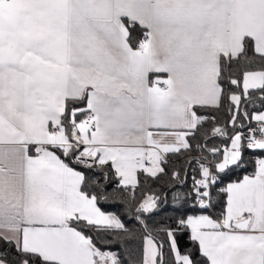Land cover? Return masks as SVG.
I'll use <instances>...</instances> for the list:
<instances>
[{"label":"snow or ice","instance_id":"1","mask_svg":"<svg viewBox=\"0 0 264 264\" xmlns=\"http://www.w3.org/2000/svg\"><path fill=\"white\" fill-rule=\"evenodd\" d=\"M248 50L264 64V0H0V264H122L87 232L128 230L82 190L87 177L73 165L105 179L114 170L134 201L137 171L164 173L168 154L216 124L198 109L227 97L233 133H211L230 146L207 149L211 161L196 157L200 178L174 195L210 208L217 173L243 168L245 150L264 152V111H245L257 125L236 128L242 98L257 90L264 100V67L242 81L231 70L241 57L253 62ZM254 164L218 189L225 202L215 218L179 216L161 229L171 264H264V156ZM160 200L145 193L136 219ZM182 229L194 246L184 253ZM163 249L145 235L141 264H167Z\"/></svg>","mask_w":264,"mask_h":264},{"label":"trees","instance_id":"2","mask_svg":"<svg viewBox=\"0 0 264 264\" xmlns=\"http://www.w3.org/2000/svg\"><path fill=\"white\" fill-rule=\"evenodd\" d=\"M247 56L253 59L252 63H245L243 57L236 60L231 65V70L235 73L236 77L241 79L243 71H255L264 67L261 64L259 57L255 56L251 50H248ZM233 90L235 88L233 87ZM252 99L242 98L240 119L237 121V130L243 131L249 125L256 126L253 120L245 119L244 112L253 113L257 111H264V100L261 99V93L257 90H250ZM201 115H209L216 117V124L205 122L198 130L190 136L189 143L191 148L189 150L182 149L180 153L168 154L166 159L167 164L163 165L165 168L164 173H159L157 177H150L143 171L137 172L138 186L134 190L135 200L130 201L126 199L127 192L119 184V178L115 175L114 170L105 168L104 172L108 173L107 179L104 178L102 172L98 169H85L82 166L73 165L76 170L85 173L87 177L86 183L82 184V190L89 195L95 194L98 197L97 206L104 213H111L118 217L124 224L128 232L123 230H108L100 231L97 233L95 230H89L88 235L92 236L97 241V246L102 247L103 250H109L117 253L122 261V264H141L143 258V237L151 234L156 238V243L164 245L165 260L167 264H171L173 256L169 252L170 241H168L166 232L161 229L175 228L174 220L179 216L199 215L206 214L216 217L224 208L225 197L223 194H218V189L223 187L230 181H235L242 178L243 175L254 171L253 156H264V152L245 150L243 153L245 166L241 169L233 168L226 173H219V180L211 188L212 206L207 209L198 208L194 203V197L186 199L180 203H174V195L176 193L185 194L191 191V181L193 177L199 176V166L195 163V158L198 157L199 148L196 147L200 144L204 153L213 160L214 157L207 152V149L212 147L223 148L228 146L230 140L227 137L219 135H212L211 129L214 126H223L229 132L233 133V125L229 123L231 115L229 113V101L225 97L218 108H212L209 111L199 110ZM81 119L83 117H80ZM243 125V127H241ZM207 130V138H203L202 134ZM201 150V149H200ZM191 159V163L189 160ZM195 169V172L193 171ZM180 173V180H174L172 177L173 171ZM93 180L96 181L93 184ZM133 191L129 186L128 192ZM155 194L161 197L158 209L150 213H139L141 220L140 223L136 219L138 213L136 207L139 202L144 198V194ZM130 233V235H129ZM175 239L178 244L179 250L184 253L193 249V244L190 240V231L182 229L177 232ZM0 247L6 248L0 242ZM195 259H199V253L196 252Z\"/></svg>","mask_w":264,"mask_h":264},{"label":"built area","instance_id":"3","mask_svg":"<svg viewBox=\"0 0 264 264\" xmlns=\"http://www.w3.org/2000/svg\"><path fill=\"white\" fill-rule=\"evenodd\" d=\"M220 127H223V126H220ZM254 127V126H253ZM247 131V127L243 130V132H246ZM196 156H206L207 157V159L209 160V161H211L210 160V158L207 156V154H205L204 152H202L200 149L198 150V153L196 154ZM258 157H260V155H255V156H253V164H254V160H255V158H258ZM254 166H255V164H254ZM213 171H215V169H212ZM217 174H219V173H217ZM219 176V175H218ZM197 179L198 178H200V177H196ZM193 185V179H192V181H191V186ZM195 203V202H194ZM195 205L198 207V208H200L199 207V205H197L196 203H195Z\"/></svg>","mask_w":264,"mask_h":264},{"label":"crops","instance_id":"4","mask_svg":"<svg viewBox=\"0 0 264 264\" xmlns=\"http://www.w3.org/2000/svg\"><path fill=\"white\" fill-rule=\"evenodd\" d=\"M254 121V120H253ZM256 124H257V122L256 121H254ZM228 146H230V142H229V144H228ZM138 171H142V170H138ZM137 171V172H138ZM98 207V206H97ZM99 208V207H98ZM105 214H111V213H105ZM199 215H201V214H199ZM118 218V217H117ZM190 231V230H189Z\"/></svg>","mask_w":264,"mask_h":264}]
</instances>
